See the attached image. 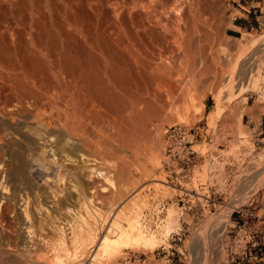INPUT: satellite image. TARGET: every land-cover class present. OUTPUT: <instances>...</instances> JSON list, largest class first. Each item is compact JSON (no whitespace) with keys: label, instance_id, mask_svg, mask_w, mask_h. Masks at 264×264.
Listing matches in <instances>:
<instances>
[{"label":"bare ground","instance_id":"obj_1","mask_svg":"<svg viewBox=\"0 0 264 264\" xmlns=\"http://www.w3.org/2000/svg\"><path fill=\"white\" fill-rule=\"evenodd\" d=\"M223 1L0 0V264H124L161 242L140 211L141 189L129 183L134 163L120 158L126 150L137 161L138 128L149 139L138 167L147 172L168 158L151 122L167 112L197 120L203 89L223 132L244 134V114L257 122L251 109L221 107L228 89L247 83L257 93L261 78L256 60L214 25ZM153 47L174 62H159L156 50L150 59ZM220 65H230L223 78ZM191 131L194 151L200 133ZM262 191L238 207L250 218L258 201L257 214L264 211ZM175 215L167 211L164 237L177 228ZM199 241L206 253L207 237Z\"/></svg>","mask_w":264,"mask_h":264},{"label":"rangeland","instance_id":"obj_2","mask_svg":"<svg viewBox=\"0 0 264 264\" xmlns=\"http://www.w3.org/2000/svg\"><path fill=\"white\" fill-rule=\"evenodd\" d=\"M239 1L224 0L220 14L214 20V25L223 32V36L227 40H232L231 43L234 45L230 44L231 46L236 47L237 44L235 45V43H238L245 55L248 58L251 57L250 62L254 60L253 63L257 62L256 66L259 64L261 73L260 89L256 93L247 83L245 84L247 86L245 89L240 90L237 87L228 89L223 94L226 98L222 102L221 107L225 112H228L233 102L241 109H251L250 111L254 113L252 115L257 119V122H254L255 120L251 116L244 114L242 127H244L246 134L241 133L238 138L231 135L228 131H224L226 132L224 133L221 130L223 128L221 126V118H217V121L215 120L214 122L209 119V114L215 105V99L212 98L206 89H203L205 91L203 99L205 107L197 120L187 119L185 120L187 121L186 123L185 121H175L171 119L169 112H167L168 117L153 120L151 122L152 126H150L153 132L155 131L154 128L159 126V133H161L158 136L159 148L161 146L163 149L164 147L167 148L166 133L163 135V130L166 127L178 126V124L180 126L183 122L181 129L184 128L185 136L191 130H194L195 133H200L194 143L193 150L199 152L201 157L199 156L196 166L186 177L176 176L174 173L165 170L166 163L167 166H170L167 157L166 163L162 162L160 158L147 172H144L146 170L143 168H139L142 171L138 169L145 161L144 149L149 146V139L142 135V129L138 128L133 145L134 151L136 149V151L139 150L140 152L137 151L139 153L137 161L132 160L126 150L121 152L120 158L129 163H134V168L131 169L132 175L130 174L129 176V183L131 187L135 185V187L141 189L138 197L140 211L145 216L146 222H150L151 232L155 233L161 242L151 250L138 248L134 252V256L128 260L129 262L126 261L124 264H264V223H250L245 217L255 220L261 215L264 216V211L258 214L260 216L255 213L250 218L249 212H245L243 208H238L243 207L255 192L263 189L261 194L264 195V23L257 26L253 31L243 34V42L237 40L239 37H230L227 33V28L232 18L235 15H239L238 11L233 12V6L240 3ZM159 48L157 47V50L155 47L150 49V59L155 60L157 58L158 60L159 58L160 61L165 60L166 62L170 59L168 63H172L175 60L174 56L172 58L168 56L169 52ZM133 49L134 53L138 54V51H136L137 47ZM152 51H159L158 54L161 53L160 57L156 56L154 58V52L152 53ZM169 55L172 56L174 54ZM162 58L164 59L162 60ZM253 65L255 66V64ZM229 66H223L224 69L218 66V71L217 69L215 70L216 76L218 78L225 77L226 75L224 74L227 73L225 71H228ZM225 68L228 69L225 70ZM222 71L224 72L223 74ZM209 76L211 74L204 75V80L208 84L211 81L208 79ZM249 81L247 82L249 83ZM166 100L169 101L168 97ZM221 131L224 139H222L221 134L219 135ZM103 146L105 147L106 145ZM103 146H101L103 148L101 150H103L102 154L105 155V150L109 147L104 148ZM141 148L142 151H140ZM109 150L110 148L107 149L108 153ZM257 178L262 181L257 183ZM133 182L135 183L134 185H132ZM127 202L128 200L125 203ZM141 203H145L143 208ZM237 208L241 212L232 213ZM169 209L176 214L178 224L177 228L164 237L161 228ZM222 212L223 214L228 213L227 216L224 219L220 218L218 221L212 222L210 224L211 227L210 225V228L208 227L209 230L207 229L205 232L202 229L204 228V223L206 224L213 216H222ZM202 236L204 238L207 237L209 242V249L206 253L204 252L205 250H200L199 240L203 238ZM199 237L201 238L199 239Z\"/></svg>","mask_w":264,"mask_h":264},{"label":"built area","instance_id":"obj_3","mask_svg":"<svg viewBox=\"0 0 264 264\" xmlns=\"http://www.w3.org/2000/svg\"><path fill=\"white\" fill-rule=\"evenodd\" d=\"M191 132L192 135H196L195 131ZM197 136H199V134H197ZM166 142H170V144H168L166 148V155L170 160V166H167L166 164V170L174 173L176 176L181 175V177H186L196 165L197 160L195 158L198 156L196 152L192 151L193 141H189L186 139L184 130L181 129L180 126H175L168 129L166 133ZM178 149L182 152L181 155L178 153ZM258 204H261V202L258 201L256 207H252L251 209H249L250 211L254 210L256 215H258L257 212L260 209V207L257 209ZM234 212L241 211L236 209L233 210L232 213ZM245 217L250 223H264L263 215H261L262 219L261 217H257L255 220H250L247 216Z\"/></svg>","mask_w":264,"mask_h":264},{"label":"crops","instance_id":"obj_4","mask_svg":"<svg viewBox=\"0 0 264 264\" xmlns=\"http://www.w3.org/2000/svg\"><path fill=\"white\" fill-rule=\"evenodd\" d=\"M239 2L233 6V12L238 11L239 15L232 18L227 33L230 37H239L237 40L243 42V34L253 31L264 23V0H240Z\"/></svg>","mask_w":264,"mask_h":264}]
</instances>
